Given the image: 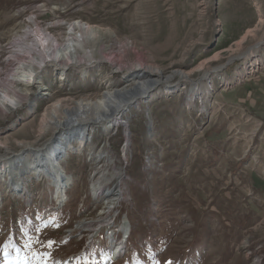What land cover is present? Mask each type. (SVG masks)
Here are the masks:
<instances>
[{
  "label": "rangeland",
  "instance_id": "1",
  "mask_svg": "<svg viewBox=\"0 0 264 264\" xmlns=\"http://www.w3.org/2000/svg\"><path fill=\"white\" fill-rule=\"evenodd\" d=\"M261 20L264 0H0L6 85L11 43L29 27L59 37L83 21L113 33L112 66L65 74L47 66V90L16 110L0 108V158H31L27 144L41 148L55 136L42 132L46 109L120 86L118 65L193 78L208 71L200 86L213 88L202 100H192L190 86L156 91L117 128L98 129L82 154L61 160L73 179L64 202L48 178L28 176L16 192L0 177V264H264V134L246 103L264 69ZM252 51L258 56L247 59ZM120 171V200L96 193L117 187Z\"/></svg>",
  "mask_w": 264,
  "mask_h": 264
},
{
  "label": "bare ground",
  "instance_id": "2",
  "mask_svg": "<svg viewBox=\"0 0 264 264\" xmlns=\"http://www.w3.org/2000/svg\"><path fill=\"white\" fill-rule=\"evenodd\" d=\"M70 30L59 37L32 27L15 34L11 43L12 55L8 60V64L13 66L12 83L6 85L4 81H0L3 87L0 108L16 110L24 99H29L36 91L47 90L43 87L41 76L47 66L60 68L63 74L72 67L84 68L87 71L100 67L103 63L112 66V62L106 56L107 46L113 37L111 30L83 21L71 24ZM240 44L241 42H238L236 47L239 48ZM256 52L252 51L247 59L257 57ZM142 64V62L131 64L130 67L118 65L116 69L123 74V84L107 86L96 98L59 99L53 102L43 114L41 129L43 133L52 130L55 136L41 148L27 144L26 149L31 152V158L21 153L13 155L10 159L0 158L1 179L19 192L23 190L28 176L48 178L55 188L56 199L64 202L65 192L73 179L64 172L61 160L73 154H82L89 146L93 133L98 129L108 133L117 128L122 124V115L126 113L125 111L133 105L141 102L146 104L154 100L153 94L156 91L167 97L184 90L182 87L190 86L192 100H202L207 98L213 89L212 86H200L210 75L208 71L200 78H193L182 70L176 69L165 74L162 69ZM43 95L49 93L45 92ZM114 176L118 180L117 187L109 189L98 186L100 191L96 193L117 202L123 195L119 183L124 174L120 171ZM100 222L99 220L84 226L93 228ZM124 233L128 234L127 226ZM120 245L121 249L124 243Z\"/></svg>",
  "mask_w": 264,
  "mask_h": 264
},
{
  "label": "crops",
  "instance_id": "3",
  "mask_svg": "<svg viewBox=\"0 0 264 264\" xmlns=\"http://www.w3.org/2000/svg\"><path fill=\"white\" fill-rule=\"evenodd\" d=\"M256 78V86L253 87L252 85L253 88H249L251 89V91H249L246 95V103L248 104V107H251V109H253L257 121L261 123V126L259 127L263 132L262 134H264V69L257 75ZM248 85L246 86V88L249 87ZM263 145L264 141L260 142V146Z\"/></svg>",
  "mask_w": 264,
  "mask_h": 264
},
{
  "label": "snow or ice",
  "instance_id": "4",
  "mask_svg": "<svg viewBox=\"0 0 264 264\" xmlns=\"http://www.w3.org/2000/svg\"><path fill=\"white\" fill-rule=\"evenodd\" d=\"M169 264H171V262H169Z\"/></svg>",
  "mask_w": 264,
  "mask_h": 264
}]
</instances>
